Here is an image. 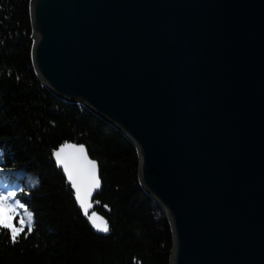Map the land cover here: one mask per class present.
Instances as JSON below:
<instances>
[{"label": "water", "instance_id": "1", "mask_svg": "<svg viewBox=\"0 0 264 264\" xmlns=\"http://www.w3.org/2000/svg\"><path fill=\"white\" fill-rule=\"evenodd\" d=\"M30 18L40 82L134 145L170 264H264V0H30Z\"/></svg>", "mask_w": 264, "mask_h": 264}, {"label": "trees", "instance_id": "2", "mask_svg": "<svg viewBox=\"0 0 264 264\" xmlns=\"http://www.w3.org/2000/svg\"><path fill=\"white\" fill-rule=\"evenodd\" d=\"M32 32L30 0H0V190L16 191L32 213V231L23 226L15 243L0 228V264H170L171 228L140 186L134 145L40 82ZM65 143L84 145L97 162L93 203L107 233L92 229L52 159ZM21 218L10 217L14 226Z\"/></svg>", "mask_w": 264, "mask_h": 264}, {"label": "snow or ice", "instance_id": "3", "mask_svg": "<svg viewBox=\"0 0 264 264\" xmlns=\"http://www.w3.org/2000/svg\"><path fill=\"white\" fill-rule=\"evenodd\" d=\"M54 156L59 165L63 167L64 173L67 176L68 182L74 189L75 200L84 214L88 216L89 222L92 226L100 232H109L107 221L98 217L95 212L88 215L91 207L89 197L92 191L99 187V178L97 176V162L90 160L85 155L83 145L62 144L58 150L54 152ZM3 171V169H0ZM17 192L14 190H0V209L6 210L7 216L0 214V228L7 232L10 242L15 243L19 234L22 232V225L24 219L17 221L18 226H13L10 217L19 216V209H24L27 212L26 205L16 199ZM28 232L32 231V213L27 212ZM27 235V233H25Z\"/></svg>", "mask_w": 264, "mask_h": 264}, {"label": "rangeland", "instance_id": "4", "mask_svg": "<svg viewBox=\"0 0 264 264\" xmlns=\"http://www.w3.org/2000/svg\"><path fill=\"white\" fill-rule=\"evenodd\" d=\"M27 212H29V211H27ZM27 212H25L24 209L22 210V212H20V210H19L21 217L24 219V224L22 225V227L28 225ZM11 223L14 226V223L12 222V220H11Z\"/></svg>", "mask_w": 264, "mask_h": 264}]
</instances>
